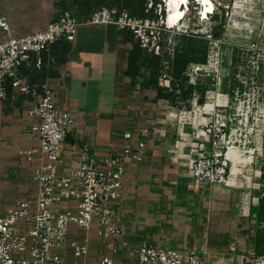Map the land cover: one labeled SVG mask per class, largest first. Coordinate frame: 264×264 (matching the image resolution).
<instances>
[{
	"label": "crops",
	"instance_id": "0c3cea01",
	"mask_svg": "<svg viewBox=\"0 0 264 264\" xmlns=\"http://www.w3.org/2000/svg\"><path fill=\"white\" fill-rule=\"evenodd\" d=\"M101 1L0 0V17L9 25L8 32L0 29V41L42 30L64 11L83 21L100 6L119 8L113 0L98 5ZM155 57L128 31L113 25H80L74 41L61 38L51 45L40 70L21 68L29 84L37 88L46 85L56 104L71 113L73 123L59 146L60 173L74 169L79 162V152H72L73 146L87 143L91 153L102 158L143 143L141 160L125 163L117 202L120 233L104 238L98 235L97 222L88 230L70 225L68 241L87 244L86 264L101 257L129 264L128 254H135L143 242L190 248L207 259L227 252L230 244L256 252L259 197L255 169L234 174L231 165L226 185L196 182L189 171L191 158L201 150L199 126L208 109L197 93H212L218 99H211L212 107L221 106L229 81L220 87L218 83L210 87L187 83L192 91L188 99L168 97V92L157 86L162 67L159 57L158 71L152 64ZM7 90L11 91L9 85ZM32 103L31 97L21 94L13 100L0 99V213L34 201L38 194V184L31 175L44 160L39 152L32 161L26 158L27 152L40 146L30 129L39 119L27 113ZM195 106L201 117L196 115ZM125 134L130 137L125 138ZM69 205L60 202L53 210L62 211ZM61 257L62 264L74 262L70 249Z\"/></svg>",
	"mask_w": 264,
	"mask_h": 264
},
{
	"label": "built area",
	"instance_id": "2783aa9c",
	"mask_svg": "<svg viewBox=\"0 0 264 264\" xmlns=\"http://www.w3.org/2000/svg\"><path fill=\"white\" fill-rule=\"evenodd\" d=\"M154 5V0H146L145 17L132 16L124 8L101 7L88 18H78L64 11L37 32L18 38L0 41V99L12 100L17 94L29 96L33 103L27 113L39 119L31 126V131L39 138V150L27 152V160L32 161L39 152L44 160L36 167L31 180L38 184V194L34 201H24L0 213V264H62L61 254L70 249L73 264H86V243L68 241V228L75 225L88 230L93 222L100 226L98 235L104 238L120 233L117 202L125 178V163L128 159L140 161L142 142L135 148L125 147L120 152L96 158L87 143L73 146L72 152H79V162L74 169L64 173L58 170L59 146L73 123L71 113L60 108L46 85L37 88L29 84L21 75V68L40 70L44 67L43 55L58 39L72 42L80 25H113L119 30L130 32L139 46L161 59V71L157 86L168 93L174 92L171 64L166 58L173 53L164 50V30L166 24V0ZM162 5H164L162 7ZM157 6V7H156ZM163 8V9H162ZM153 12L151 13V11ZM157 10V11H156ZM164 10V12H163ZM182 11H188L182 4ZM211 15V14H209ZM0 29L9 31V25L0 17ZM51 60V59H50ZM172 61V60H171ZM203 65V64H202ZM194 68L187 75V83L195 85L197 72L205 67ZM7 85L11 91L8 92ZM140 83L136 84V89ZM222 109L202 121L200 151L190 161L189 171L196 182L226 185L229 183L231 162L228 151L221 146L225 139L226 123L220 122ZM205 116H207L205 114ZM224 116V115H223ZM226 122V119H225ZM129 138L130 134H125ZM60 202L70 205L62 211L53 210ZM263 242L260 252L244 251L230 244L227 252L218 253L207 259L190 248L174 249L141 243L135 254H128L129 264H264V218L257 223ZM91 264H117L109 257H101Z\"/></svg>",
	"mask_w": 264,
	"mask_h": 264
},
{
	"label": "rangeland",
	"instance_id": "374dc122",
	"mask_svg": "<svg viewBox=\"0 0 264 264\" xmlns=\"http://www.w3.org/2000/svg\"><path fill=\"white\" fill-rule=\"evenodd\" d=\"M160 2L157 0L156 5ZM212 2L214 10L207 19L201 18V2L189 0L188 11L180 25L168 29L162 24L165 54L173 53L172 59H166L170 65L177 55L184 57L192 52L195 59L186 64V75H183L187 80V75L202 65L199 61L206 47L203 65L208 66L198 71L197 76L198 81L208 87L218 83V67L228 69V95L223 105L213 107L211 116L217 109L223 110L226 119L225 139L221 143L223 151H228L233 144L242 156L250 158L245 169H255L256 196L264 199V0ZM222 16L225 20L223 33L219 39H214L212 31ZM224 53L228 58L222 55ZM197 95L200 103L207 101L208 95L203 91L199 90ZM215 98L213 101L218 100Z\"/></svg>",
	"mask_w": 264,
	"mask_h": 264
},
{
	"label": "trees",
	"instance_id": "16d2710c",
	"mask_svg": "<svg viewBox=\"0 0 264 264\" xmlns=\"http://www.w3.org/2000/svg\"><path fill=\"white\" fill-rule=\"evenodd\" d=\"M115 5H117L119 8H124L130 11L132 14H135L138 17H145L147 14L145 13L146 9V0H113ZM157 0H154V5L156 4ZM101 3H105L104 0L98 3V5H101ZM103 6H100L101 8ZM98 9V8H97ZM153 10L151 11V13ZM80 16H78L79 18ZM225 25V20L223 16L220 19V23L217 26H214V30L212 31V37L214 39H219L223 33V28ZM205 52H206V47L202 49V55L200 58L199 63H204L205 62ZM234 53V50L232 51ZM194 57V54L192 52H189L188 54L184 55V57H179L178 55L176 58H174L171 66V75H172V85L175 89V91H180L179 94L175 92L167 93L168 97H181L182 99H188L192 91L189 89V86L187 84V80L183 77L185 71H186V64L191 61V59ZM195 59V58H193ZM234 59L232 58L231 61ZM154 66H156L157 71L159 70L160 67V60L158 57H155L153 61H151ZM198 84L197 86L201 85V83L198 81V78L196 80ZM200 101V99H199ZM256 217H257V223L261 222L264 218V199L260 198L258 202V207H257V212H256ZM263 242V236L262 232L259 228H257L256 231V236H255V247H256V252H260L261 245Z\"/></svg>",
	"mask_w": 264,
	"mask_h": 264
},
{
	"label": "bare ground",
	"instance_id": "6f19581e",
	"mask_svg": "<svg viewBox=\"0 0 264 264\" xmlns=\"http://www.w3.org/2000/svg\"><path fill=\"white\" fill-rule=\"evenodd\" d=\"M202 4V10L200 15L202 16V19H207L209 14L213 13L214 10V3L212 2V0H199ZM182 4H186V6H189V0H166V7H167V14H166V24L168 25V27H173V26H177L180 25V23L184 20L185 17V12L182 11ZM228 31V30H227ZM229 34V31L228 33ZM226 34V35H227ZM223 56L227 57V55L224 53L222 54ZM223 57V58H225ZM228 58V57H227ZM208 65H200L199 67H207ZM216 72L218 73V86L220 87L221 85H223V83H225L228 80V69L225 70L224 67H218ZM213 94L209 93L207 96V101H206V107L207 112L205 113L207 116H205V114H202V117H209V115H211V111L213 109L212 107V102L211 99H213ZM195 110H196V115L200 116V112H199V108L197 106H195ZM219 120L220 122L225 123V117L223 115L219 116ZM231 144L233 142H230ZM228 159L231 162L232 165V172L234 174H236L237 172H248L247 169H245L246 164H248L250 162V158L249 157H244L241 155L239 149L235 146V145H231L230 147H228Z\"/></svg>",
	"mask_w": 264,
	"mask_h": 264
}]
</instances>
